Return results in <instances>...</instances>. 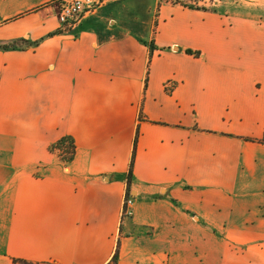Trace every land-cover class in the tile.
I'll use <instances>...</instances> for the list:
<instances>
[{
    "label": "crops",
    "instance_id": "crops-1",
    "mask_svg": "<svg viewBox=\"0 0 264 264\" xmlns=\"http://www.w3.org/2000/svg\"><path fill=\"white\" fill-rule=\"evenodd\" d=\"M54 1L0 0V264H264V0Z\"/></svg>",
    "mask_w": 264,
    "mask_h": 264
},
{
    "label": "built area",
    "instance_id": "built-area-1",
    "mask_svg": "<svg viewBox=\"0 0 264 264\" xmlns=\"http://www.w3.org/2000/svg\"><path fill=\"white\" fill-rule=\"evenodd\" d=\"M58 7V19L64 31L75 29L87 12L97 8L96 0H55ZM135 202L131 196H126L123 205V215H134Z\"/></svg>",
    "mask_w": 264,
    "mask_h": 264
},
{
    "label": "trees",
    "instance_id": "trees-1",
    "mask_svg": "<svg viewBox=\"0 0 264 264\" xmlns=\"http://www.w3.org/2000/svg\"><path fill=\"white\" fill-rule=\"evenodd\" d=\"M19 46L17 45H5V46H0V48H6V49H15ZM137 144V137L135 139V147ZM53 150H57L59 151V155L60 157L65 160V161H71L74 157L75 154V144L72 138L69 137H65L63 139H61L59 142H57L53 147ZM134 156L132 159V163L130 165V171L127 177V182H128V186L130 185L131 182V177H132V173H133V165H134ZM128 196H130V189L128 188ZM118 260H119V250L117 249L113 259H112V264H118ZM16 264H39V263H32V262H28V261H24V260H15ZM42 264H58V263H42Z\"/></svg>",
    "mask_w": 264,
    "mask_h": 264
},
{
    "label": "rangeland",
    "instance_id": "rangeland-1",
    "mask_svg": "<svg viewBox=\"0 0 264 264\" xmlns=\"http://www.w3.org/2000/svg\"><path fill=\"white\" fill-rule=\"evenodd\" d=\"M169 1V0H167ZM172 2H177V3H182V4H186V5H199V3L201 2L200 0H170ZM203 2H205V4H208L210 7H213V3H218L217 0H202Z\"/></svg>",
    "mask_w": 264,
    "mask_h": 264
}]
</instances>
